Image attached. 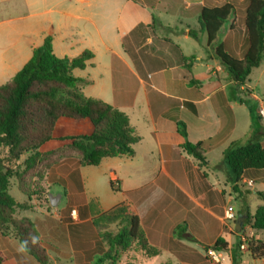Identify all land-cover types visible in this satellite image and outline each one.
Returning <instances> with one entry per match:
<instances>
[{
    "label": "crops",
    "instance_id": "crops-1",
    "mask_svg": "<svg viewBox=\"0 0 264 264\" xmlns=\"http://www.w3.org/2000/svg\"><path fill=\"white\" fill-rule=\"evenodd\" d=\"M237 1L0 0V80L6 78L0 86L15 77L47 37H52L59 58L73 59L91 51L94 56L86 69L74 71L76 77L91 82L83 88L84 95L126 114L139 137L132 157L107 158L97 167L77 164L67 170L76 206L65 216L67 222H61L66 225L71 253L79 254L80 260L94 263L108 250L99 241L94 221L124 206L138 218L145 245L135 243L118 264H212L208 250H214L219 238L225 239L228 249L215 250L218 264H264V259L254 258L248 249L241 250L245 238L263 240V233L246 221L264 206L257 197L264 191L255 187L258 182L264 184V170H249L235 191L225 159L233 144L264 143V120L259 114L264 103L247 82L242 87L234 84L199 25L203 8L230 3L239 13L245 0ZM153 20L160 39H170L183 56L195 57L190 70L177 65L164 43L154 42L149 28L135 31ZM190 30L197 39L189 35ZM70 39L84 47L72 52ZM191 39L199 43L198 49L191 48ZM242 42L246 44L245 28L236 15L223 28L219 43L241 58L247 50L243 52ZM188 76L197 84L191 85ZM180 122L186 125L187 140L201 144L207 165L184 151L186 140L179 133ZM93 130L87 119H60L53 140L42 151L61 145V138L91 135ZM109 184L113 188L107 192ZM25 197L20 201L14 198L28 205L26 210H18L17 216L34 224L46 251V204ZM251 198L256 201L254 212ZM62 201L63 197L59 205ZM229 204L236 206L237 219L234 226L227 227L223 218ZM53 213L54 219L64 218ZM242 215H246L245 227L238 232L237 220ZM149 252L158 255L152 257ZM0 256L4 258L1 264H42L24 251L18 239L1 234Z\"/></svg>",
    "mask_w": 264,
    "mask_h": 264
},
{
    "label": "trees",
    "instance_id": "trees-1",
    "mask_svg": "<svg viewBox=\"0 0 264 264\" xmlns=\"http://www.w3.org/2000/svg\"><path fill=\"white\" fill-rule=\"evenodd\" d=\"M245 1V8L239 13L228 3L221 7H205L199 16L200 31L207 34L209 47L238 87L244 86L253 70L259 68L264 61V0ZM236 15L246 34L247 50L241 58L236 54H229L227 46L219 43L223 28ZM145 27L152 31L154 42H162L167 46L177 65L191 69L195 57L183 56L180 47L170 39H160L155 33L158 28L156 20L149 26H138L135 31ZM189 35L194 39L198 38L193 30H190ZM93 56L91 51H84L73 59L59 58L54 52L52 37H47L43 45L33 50L32 58L15 77L0 86V234L6 236L7 232L13 230L24 251L42 264L50 261L40 244L44 256L28 242V232H32L35 243L38 237L34 224L28 218L17 216L18 210H26L28 205L19 204L12 197L11 180L16 178L19 191L31 199L39 194H31V190L39 187L40 183L35 181L32 187H26L23 185L24 175L35 171L44 163L53 159L58 163L76 158L81 166L97 167L107 158L134 156V145L139 142L126 114L103 101L84 95L83 88L91 82L76 77L74 71L85 70ZM188 80L191 85L197 84L190 76ZM186 105L193 110L191 104ZM60 119H87L94 127L93 133L61 138V145L42 151L43 146L53 140V133ZM178 130L186 140L184 151L202 165H207L201 144L193 145L187 140L186 125L180 122ZM225 159L229 179L235 184L234 189L237 191L249 170H264V143L250 142L244 146L233 144L226 151ZM20 168L23 169L22 172H18ZM257 197L264 202V193L258 192ZM101 217L106 218L110 224L118 222L120 228L116 233L103 234L108 250L91 264H118L122 254L130 251L135 243L141 247L145 245L138 218L124 206H118ZM246 225L263 233V240L255 237L247 240L248 251L254 258L262 260L264 206L258 207L254 216L248 215ZM70 230L73 233L75 228L72 226ZM214 248L218 252L227 251L228 243L219 238ZM149 255L155 257L158 253L149 252ZM3 261L4 258L0 256V264Z\"/></svg>",
    "mask_w": 264,
    "mask_h": 264
},
{
    "label": "rangeland",
    "instance_id": "rangeland-1",
    "mask_svg": "<svg viewBox=\"0 0 264 264\" xmlns=\"http://www.w3.org/2000/svg\"><path fill=\"white\" fill-rule=\"evenodd\" d=\"M180 4L183 3L184 0H178ZM223 3L224 1H232V0H221ZM237 2H241V0H238ZM240 4V3H239ZM246 4V1H245ZM245 8V7H244ZM71 43L73 44L74 49L72 52L78 51L80 48H83L84 46L81 45H75V39H70ZM243 43L242 50H246V44ZM191 48L192 49H198L199 48V43L191 39ZM60 46H56V51L58 54H60ZM241 49L239 50V53L242 51ZM245 50L243 52H245ZM242 54V53H241ZM243 55V54H242ZM77 73L79 71H76ZM6 81V78L0 80V83H4ZM247 85L250 86V89L253 90V93L259 98V101L264 103V61L263 64L259 67L253 70L252 74L249 76ZM89 94V92H88ZM251 105L254 103L253 101H250ZM264 124V122H263ZM262 131H264V128H261ZM255 133V129H254ZM252 133V135L254 134ZM261 139L264 140V135L261 136ZM6 155V154H4ZM25 160V159H24ZM23 160V161H24ZM78 160L76 158H69L66 160H63L61 162H56L54 159L51 160L49 163H44L41 165L38 169L35 171L29 172L28 174L24 175L23 178V185L28 187V186H33V182L37 181L39 182V187H35L33 191L31 190V194L39 193L38 195L35 196V198L40 199L46 204V257L49 259V264H88L87 261L84 262L80 260L79 254H73L71 253V243L68 242V236H67V231H66V225H63L67 222V219H65V216H69L71 208L75 207V192H74V186L70 183L68 184L67 181V170H71V168H74L77 166ZM16 170V168L14 167ZM22 168L18 170V172H22ZM46 183V188L44 184ZM109 184L106 187V191L110 192L112 190V187ZM256 189L260 191H264V184L261 182H258L255 185ZM18 188V181L16 178L11 180V187H10V194L17 200L20 201L22 199H25L26 197L19 191ZM66 192H64V189ZM35 190V191H34ZM61 196L63 197V201L61 205L59 203L61 202V198L58 200V204L56 206H51L50 204V196ZM88 195V194H87ZM90 193L88 197H90ZM85 198V196H84ZM254 199L249 200V204L252 206L253 212L255 211V203ZM93 211L97 210V205L94 204L92 206ZM53 212H58L61 213L60 216H63L64 218H61L60 220L54 219L53 218ZM68 215H65L67 214ZM66 218H71V217H66ZM64 220L65 223H62L61 221ZM106 218H99V220L96 221L97 224V231L100 234L99 236V241L102 242L101 244L103 247L108 248L107 243L105 242L103 238V234L106 232L109 233H116L119 228L120 224L117 222L115 224H110L107 223ZM2 235V234H1ZM8 237H16V233L13 230H10L7 232ZM36 237L37 234H36ZM29 244L36 250L40 251L42 256L45 255L43 253L41 247H39V244H42L41 240H38L37 238V243H35V239L32 238V232H28L27 236ZM247 239V238H246ZM248 239H251L248 238ZM43 246V244L41 245ZM44 247V246H43ZM136 247V245H135ZM132 250V249H131ZM130 250V251H131ZM103 253H101L102 255ZM125 255V254H124ZM123 256V254H122ZM121 256V257H122ZM63 257L66 259L64 260ZM47 259V260H48ZM132 264V263H129Z\"/></svg>",
    "mask_w": 264,
    "mask_h": 264
},
{
    "label": "built area",
    "instance_id": "built-area-1",
    "mask_svg": "<svg viewBox=\"0 0 264 264\" xmlns=\"http://www.w3.org/2000/svg\"><path fill=\"white\" fill-rule=\"evenodd\" d=\"M259 114L260 117L264 120V107H261L259 109ZM250 184H252V182H250ZM224 222L226 224L227 227H230V224H232L234 226V223L236 222L237 219V213H236V206L233 204H229L225 211H224ZM234 228V227H233ZM247 240L248 239H243V244L241 246V250H247ZM208 259L210 260V262L212 264H218L219 260L217 258V256L215 255V250H208Z\"/></svg>",
    "mask_w": 264,
    "mask_h": 264
},
{
    "label": "water",
    "instance_id": "water-1",
    "mask_svg": "<svg viewBox=\"0 0 264 264\" xmlns=\"http://www.w3.org/2000/svg\"><path fill=\"white\" fill-rule=\"evenodd\" d=\"M60 199V196L55 197V196H50V204L51 206H56L58 204V200ZM245 219H246V215H242L239 216L238 220H237V225H236V231L241 232L242 228L244 226L245 223ZM215 250V248H214Z\"/></svg>",
    "mask_w": 264,
    "mask_h": 264
}]
</instances>
